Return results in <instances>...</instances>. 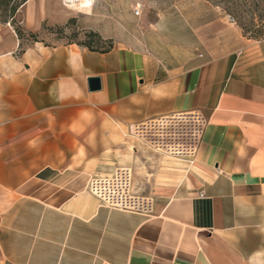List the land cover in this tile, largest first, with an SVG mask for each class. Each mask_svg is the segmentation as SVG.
<instances>
[{"label": "crops", "instance_id": "crops-1", "mask_svg": "<svg viewBox=\"0 0 264 264\" xmlns=\"http://www.w3.org/2000/svg\"><path fill=\"white\" fill-rule=\"evenodd\" d=\"M157 70L116 46L0 51V264H264V45ZM190 109L209 120L193 161L127 147L130 124ZM117 166L137 191L181 179L151 211L111 209L87 182Z\"/></svg>", "mask_w": 264, "mask_h": 264}, {"label": "rangeland", "instance_id": "rangeland-1", "mask_svg": "<svg viewBox=\"0 0 264 264\" xmlns=\"http://www.w3.org/2000/svg\"><path fill=\"white\" fill-rule=\"evenodd\" d=\"M137 4L139 14L134 10ZM228 17L234 22H228ZM16 20L23 31L20 40L15 26L0 23V51L11 49L16 60L34 44L33 39L48 46L76 44L86 40V32L95 31L113 47L144 54L158 68V78L165 77L168 70H185L200 59L217 57L245 44L264 45V0H92L90 14L65 6L63 0H29ZM124 134L126 144L145 147L125 128ZM159 160L171 165L175 161L162 155ZM167 169H154L153 176L147 175L149 182L143 179L141 190L133 183L136 196L152 209L165 203L170 185L181 179L174 170L163 172Z\"/></svg>", "mask_w": 264, "mask_h": 264}, {"label": "built area", "instance_id": "built-area-1", "mask_svg": "<svg viewBox=\"0 0 264 264\" xmlns=\"http://www.w3.org/2000/svg\"><path fill=\"white\" fill-rule=\"evenodd\" d=\"M79 0H63L71 7ZM92 2V0H91ZM137 14L140 4L134 7ZM228 22H234L228 17ZM208 118L200 109L170 111L130 124L127 132L154 153L166 154L174 159L191 162L195 159L208 127ZM88 192L101 206L121 211L142 213L152 210L136 196L132 170L117 166L110 172L96 173L89 177Z\"/></svg>", "mask_w": 264, "mask_h": 264}, {"label": "trees", "instance_id": "trees-1", "mask_svg": "<svg viewBox=\"0 0 264 264\" xmlns=\"http://www.w3.org/2000/svg\"><path fill=\"white\" fill-rule=\"evenodd\" d=\"M28 0H0V23H9L15 26L14 30L18 39H23V31L17 25V14ZM32 36V35H31ZM86 40L81 43H76L79 46L86 47L90 51L106 53L113 48L110 40H104L95 31H88L85 33ZM34 42L37 40L33 39ZM73 43V42H72ZM103 44L99 47L94 44ZM20 45V44H19Z\"/></svg>", "mask_w": 264, "mask_h": 264}, {"label": "bare ground", "instance_id": "bare-ground-1", "mask_svg": "<svg viewBox=\"0 0 264 264\" xmlns=\"http://www.w3.org/2000/svg\"><path fill=\"white\" fill-rule=\"evenodd\" d=\"M91 6H92V2H91V0H79L77 3H75V4H73L72 6H71V8L72 9H76L77 11H79V12H82V13H84V14H90L91 13ZM127 147L129 148V149H132V147H134V144H127ZM128 155V157H129V154H127ZM126 155V156H127ZM162 156H167V157H171V156H169V155H166V154H161ZM125 157V156H124ZM161 157V156H160ZM171 158H173V157H171ZM161 159H163V158H161ZM169 159V158H168ZM174 159V158H173ZM166 160V159H165ZM136 168H138V167H136ZM165 168V167H164ZM167 168V167H166ZM169 169V168H168ZM172 169V168H171ZM178 169V168H177ZM180 169V168H179ZM174 171H175V169H174ZM179 171V170H178ZM138 172H139V170H138ZM81 207V206H80Z\"/></svg>", "mask_w": 264, "mask_h": 264}, {"label": "water", "instance_id": "water-1", "mask_svg": "<svg viewBox=\"0 0 264 264\" xmlns=\"http://www.w3.org/2000/svg\"><path fill=\"white\" fill-rule=\"evenodd\" d=\"M88 84L90 90H98L100 88L99 77H90L88 78Z\"/></svg>", "mask_w": 264, "mask_h": 264}]
</instances>
